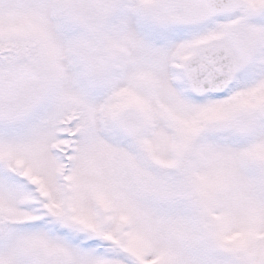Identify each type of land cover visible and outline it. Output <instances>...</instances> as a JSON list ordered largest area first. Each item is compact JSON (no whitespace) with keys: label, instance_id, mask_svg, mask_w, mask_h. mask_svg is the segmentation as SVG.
<instances>
[{"label":"snow or ice","instance_id":"obj_1","mask_svg":"<svg viewBox=\"0 0 264 264\" xmlns=\"http://www.w3.org/2000/svg\"><path fill=\"white\" fill-rule=\"evenodd\" d=\"M0 264H264V0H0Z\"/></svg>","mask_w":264,"mask_h":264}]
</instances>
